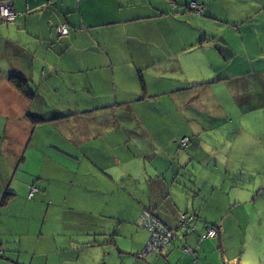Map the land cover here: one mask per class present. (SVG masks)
Segmentation results:
<instances>
[{
	"label": "crops",
	"instance_id": "crops-1",
	"mask_svg": "<svg viewBox=\"0 0 264 264\" xmlns=\"http://www.w3.org/2000/svg\"><path fill=\"white\" fill-rule=\"evenodd\" d=\"M187 1L13 0L16 21L0 20V264H264V6L218 19L214 0H198L203 15ZM204 136L218 146L195 181ZM81 159L94 160L97 185ZM123 160L142 177L133 188L109 170ZM146 211L174 229L193 213L196 230L141 257Z\"/></svg>",
	"mask_w": 264,
	"mask_h": 264
},
{
	"label": "rangeland",
	"instance_id": "rangeland-1",
	"mask_svg": "<svg viewBox=\"0 0 264 264\" xmlns=\"http://www.w3.org/2000/svg\"><path fill=\"white\" fill-rule=\"evenodd\" d=\"M214 1H215V4H213V2H211L212 3V9L211 10L213 11V13L216 14L218 19L222 18L221 14L218 13V12L234 10V13H236L237 9H239V8H246V7L247 8H253L251 6H247V2L250 5L254 4V5H257V6L260 5V7L264 6V0H214ZM243 3H245L246 5H243ZM216 10L218 12H216ZM250 10H253V9H250ZM189 11L190 12H194L192 9H189ZM250 13L251 12H249L248 15H250ZM259 15H262V17H264V13L259 14ZM196 18H200L201 21L196 19V20L193 21V23H195V24H197L199 26H202L203 28L209 29L211 31H216L217 25H215V23H213L215 21V19L212 18V20L211 19L208 20V19H205L202 16H199V17H196ZM238 19L240 20L241 18L238 17ZM233 20L235 21V18H233ZM221 103L224 104V107H226L228 110L229 109L232 110L231 102L229 100V97H228V99L225 98L223 100V102H221ZM259 113L260 112H258V114ZM175 115H176V113H175ZM188 144H189V142H188ZM200 145H201V149H199L196 152V154H195V160H194L195 166L192 165V167L190 168L191 170L195 168V173H196V180L195 181H197L199 179L200 168L202 166V163L208 161L211 158V154H213V156H214V154L216 153V149H217L218 143L213 137L204 136L200 140ZM73 160L75 162H78L76 159H73ZM218 161H219V159H218ZM80 162L83 163L82 164L83 168H81V170L84 171V170L88 169V174L90 175V177L93 179V181L96 184V181H97V178L99 177V175L95 174L94 171H93L92 163L94 162V160L81 159ZM130 162H134L135 163L136 161L134 159V160H131ZM130 162L127 161V160H123V163L120 166H112L109 170H110L111 173H114V174L119 175L121 177V180L123 182V186L124 187L126 185H129L130 188H133V185H135L138 182L142 181V177H141V175H139V173H140L139 171H138V175H135V174L131 173V164H130ZM158 163H160L162 165V164H164V161L163 160H158ZM3 164L4 163H3V160H2L1 161V165H3ZM74 167L77 168V164L76 163H74ZM3 169L4 168L1 167V171H3ZM26 172H27V170H25L22 167V169L19 170V172H18V174L16 176L17 180L23 179L24 176H26ZM79 177L82 178L83 183H89L90 180H91V179H88L90 177H85V176H79ZM17 180H15L13 182L14 186L15 187H20L19 181H17ZM168 180L170 181L169 175H168ZM204 180H206V181L208 180L207 175H204ZM6 181H10V177H8ZM189 182L191 183L190 180H187L185 182V184L187 185ZM130 188L127 191L123 190V199H120L121 208H119V205H118V208L121 209V211L117 212V209H116V213H119V214L121 213V218L122 219H128V216L126 215L124 210H125V206L130 204V201L127 199V197H125L124 192H126L128 194L130 192ZM103 189H104V187L100 188V190H103ZM191 195H193V193H191ZM105 197H106V201L107 202L108 201L113 202V199L111 197H108V196H105ZM13 209H15V208H13ZM76 210H77V208H76ZM110 211H114L113 204H109L106 207V212H110ZM25 219H29V217L28 218H25V217H19L18 218V220H21V221H25ZM32 221H33V219H32ZM141 224H142V217H141ZM142 227L145 228L143 225H142ZM150 234H151V232H150ZM155 254H157V253H155Z\"/></svg>",
	"mask_w": 264,
	"mask_h": 264
},
{
	"label": "built area",
	"instance_id": "built-area-1",
	"mask_svg": "<svg viewBox=\"0 0 264 264\" xmlns=\"http://www.w3.org/2000/svg\"><path fill=\"white\" fill-rule=\"evenodd\" d=\"M189 9H192L195 14L201 15L203 13L204 7L198 2L193 1L191 2ZM16 17L17 13L13 7V0H0V20L6 23H10L15 21ZM60 30L61 33L66 34L68 32V27L66 25H62ZM181 143L183 146H187L188 140L183 139ZM31 192L34 193V189ZM30 196L32 197L33 194L30 193ZM195 221V214L182 212L178 221V227L180 229H191L195 231ZM142 225L151 232V238L146 250L142 254H140L141 257H145L146 254L150 252L165 254L170 244L176 238L177 230L167 226L162 220H160L157 216L153 215L149 211L144 212L142 216ZM218 231L219 230L216 225L206 227L204 233L199 237V244L200 242L208 238L216 237L219 233ZM183 249L187 253L193 251L187 245H183Z\"/></svg>",
	"mask_w": 264,
	"mask_h": 264
},
{
	"label": "trees",
	"instance_id": "trees-1",
	"mask_svg": "<svg viewBox=\"0 0 264 264\" xmlns=\"http://www.w3.org/2000/svg\"><path fill=\"white\" fill-rule=\"evenodd\" d=\"M193 1H196V2H198L199 4H201L204 8H205V4L203 3V2H200V1H198V0H188L187 1V8L189 9L190 8V4H191V2H193ZM13 7H14V3H13ZM14 10L16 11V13H17V17H18V15H19V13L17 12V10L15 9V7H14ZM195 13V12H194ZM203 13H204V9H203ZM203 13L201 14V15H203ZM17 17H16V19H17ZM16 21V20H15ZM14 22V21H13ZM67 26V25H66ZM60 28H61V26H60ZM60 28H59V30H60ZM60 33H61V30H60ZM69 34V28H68V32L66 33V34H63V33H61V35H68ZM225 78H223V79H220V80H224ZM14 81H15V85L17 86V88L22 92V94L25 96V97H29V98H31L32 97V93H31V91L29 90V88H28V86H27V84H26V82H25V80L24 79H14ZM58 113H56V115H57ZM28 117H30L31 119H32V121H33V123H37V122H39V121H42L43 119H44V117L43 116H41V115H38V114H35V113H32V112H29L28 113ZM62 118V116L61 115H58V116H55V117H53L54 119H57V118ZM127 117L129 118V119H134L135 118V115H132V113L131 112H128V114H127ZM181 145H182V143H181ZM183 146V145H182ZM31 188H30V191H29V198L31 197L30 196V193H32L33 194V196L31 197V199H33L34 197H36V195L38 194V192H39V188L38 187H36V186H30ZM34 189V193L33 192H31L32 190ZM16 194V191H14L12 188H10L9 190H7V191H5V199H7V198H9V197H12V196H14ZM5 199H4V201H5ZM8 223V222H7ZM9 224H10V222H9Z\"/></svg>",
	"mask_w": 264,
	"mask_h": 264
},
{
	"label": "clouds",
	"instance_id": "clouds-1",
	"mask_svg": "<svg viewBox=\"0 0 264 264\" xmlns=\"http://www.w3.org/2000/svg\"><path fill=\"white\" fill-rule=\"evenodd\" d=\"M158 218H159V217H158ZM160 220H161V219H160ZM146 229H147V228H146ZM176 230H177V231H178V230H181V231H182V229H180L179 227H178ZM185 230H186V232H188V230H190V229H185ZM218 230H219V228H218ZM177 231H176V234H179V233H177ZM218 232H219V231H218ZM202 234H203V233H202ZM202 234H201V235H202ZM218 234H219V233H218ZM199 237H200V236H199ZM176 238H177V235H176ZM176 238H175V239H176ZM175 239L173 240V242L175 241ZM209 239H210V238H209ZM173 242H172V243H173ZM172 243H171V244H172ZM171 244H170V245H171ZM184 245H186V244H184ZM146 248H147V247H146ZM183 250H184V249H183ZM184 252H185V251H184ZM153 253H154V252H153ZM165 254H167V252H166ZM165 254H160V255H165Z\"/></svg>",
	"mask_w": 264,
	"mask_h": 264
},
{
	"label": "water",
	"instance_id": "water-1",
	"mask_svg": "<svg viewBox=\"0 0 264 264\" xmlns=\"http://www.w3.org/2000/svg\"><path fill=\"white\" fill-rule=\"evenodd\" d=\"M193 200H194V199H193ZM193 200H192V201H193ZM179 231H181V230H178L177 233H179ZM176 235L178 236V234H176Z\"/></svg>",
	"mask_w": 264,
	"mask_h": 264
}]
</instances>
